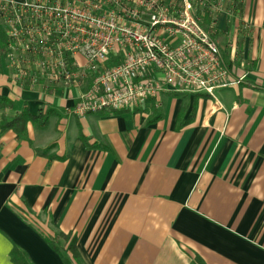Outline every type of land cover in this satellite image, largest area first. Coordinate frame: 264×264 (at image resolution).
I'll return each instance as SVG.
<instances>
[{"label": "crops", "instance_id": "crops-1", "mask_svg": "<svg viewBox=\"0 0 264 264\" xmlns=\"http://www.w3.org/2000/svg\"><path fill=\"white\" fill-rule=\"evenodd\" d=\"M192 1L238 81L215 98L78 116L88 79L30 85L0 48V264H64L58 234L83 264H264V0Z\"/></svg>", "mask_w": 264, "mask_h": 264}, {"label": "built area", "instance_id": "built-area-1", "mask_svg": "<svg viewBox=\"0 0 264 264\" xmlns=\"http://www.w3.org/2000/svg\"><path fill=\"white\" fill-rule=\"evenodd\" d=\"M133 3L0 0L8 65L33 86L69 89L88 79L73 108L78 116L133 109L166 88L215 98L237 84L192 0H180V10L162 0Z\"/></svg>", "mask_w": 264, "mask_h": 264}, {"label": "trees", "instance_id": "trees-1", "mask_svg": "<svg viewBox=\"0 0 264 264\" xmlns=\"http://www.w3.org/2000/svg\"><path fill=\"white\" fill-rule=\"evenodd\" d=\"M6 40L7 39L4 35V32L0 26V48L1 50L4 49ZM10 104L11 103L8 100L0 97V109L8 107L10 106ZM26 119L27 117L24 114H19L15 118V121L16 123L18 122V123L24 124L26 122ZM58 238H61L64 243L68 244V247H67V251L69 252L68 255L65 256L62 253V251H60L59 247L56 246L55 241H58ZM45 240L52 249H54L60 254V257L64 264H83L76 250V240L71 239L69 235L65 236L63 234H58L57 236H53V237H45ZM13 254H15V256L18 257V260H19L18 264L27 263L25 255L19 253V251L16 248L13 249ZM15 262H17V260H15Z\"/></svg>", "mask_w": 264, "mask_h": 264}]
</instances>
